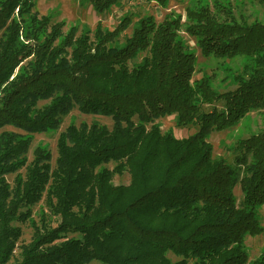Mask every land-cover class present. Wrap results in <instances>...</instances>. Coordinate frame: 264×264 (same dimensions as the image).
Segmentation results:
<instances>
[{
    "label": "trees",
    "instance_id": "16d2710c",
    "mask_svg": "<svg viewBox=\"0 0 264 264\" xmlns=\"http://www.w3.org/2000/svg\"><path fill=\"white\" fill-rule=\"evenodd\" d=\"M82 1L99 15L117 2ZM33 9L34 0H0V264L21 236L14 223L29 221L40 201V223H30L15 264H264L245 247L264 232V128L235 142L232 164L213 158L207 141L264 110V22L237 20L214 0L183 22L141 17L119 44L128 15L112 30L98 23L90 37L63 34ZM181 28L203 57L239 60L235 71L223 67L232 90L213 88L211 74L192 79L196 56ZM73 107L111 127L69 124L54 167L42 150L26 165L30 135L55 130ZM168 116L197 129L180 139L161 133L155 121ZM124 174L127 184L113 182Z\"/></svg>",
    "mask_w": 264,
    "mask_h": 264
},
{
    "label": "rangeland",
    "instance_id": "374dc122",
    "mask_svg": "<svg viewBox=\"0 0 264 264\" xmlns=\"http://www.w3.org/2000/svg\"><path fill=\"white\" fill-rule=\"evenodd\" d=\"M214 0H171L164 6L157 5L153 0H117L114 6H111L104 14H97L85 1L82 0H34V11L39 17L47 16L50 18L49 26L54 24H62V33H67L70 29L76 30V36L81 32H87L91 37L96 25L99 23L102 29L112 30L120 21L124 20L125 16H130L132 22L129 23L127 29L122 32L119 37V44L123 42V38L130 36L132 27L141 17H151L156 23L161 22L165 18H174L179 16L181 22L185 20L186 10L198 7L200 4H206L212 7ZM221 4L229 5L235 19H246L248 23L256 20L264 22V6L259 5L254 0H217ZM180 40L185 44L187 50L194 53L196 56L195 71L192 79L197 80L203 74L212 75V86L217 91L223 92L232 90L227 71L223 68L227 64L228 67L235 71L239 60L222 63L215 58H205L200 54L195 38L183 31V28L178 32ZM225 64V65H224ZM5 76V74H3ZM4 78V77H3ZM48 101L38 102V106L46 104ZM217 106H220L217 104ZM211 109V106H204V111ZM97 122L102 125L111 127V119L102 116L85 115L78 112L73 107L60 119L59 125L55 130H50L44 133H36L30 135L31 142L25 155L26 165L29 164L36 150H42L49 154L52 167L55 166L57 157V143L60 134L69 126L75 124L79 126L81 123L90 124ZM159 126L160 132L165 133L170 131L175 138H186L193 134L196 127H176L173 116L160 118L155 121ZM264 128V110L253 111L243 118L236 126L225 129L220 132H213L207 139L212 147V157L220 158L229 164L233 163L235 152L233 146L239 139L246 138L250 135L257 134ZM7 130H12L6 127ZM108 169L113 168V164L109 163L106 166ZM24 174V169L20 171ZM15 174L7 175L6 180L11 185ZM129 177L127 174L123 176H114L115 184H127ZM237 202L241 200L240 187L236 186L233 190ZM42 201L31 207V218L29 221L21 224L14 223L21 230V236L16 243V248L13 251L11 259L6 264H15L20 261V246L29 243L33 229L32 222L39 224V213L43 210ZM262 222L264 228V205L261 208ZM76 237L78 235H69L68 237ZM245 247L248 253L249 260L252 261L260 255H264V232L257 236H247ZM172 258V256H170ZM173 259V258H172ZM89 264H100L97 261H92Z\"/></svg>",
    "mask_w": 264,
    "mask_h": 264
}]
</instances>
